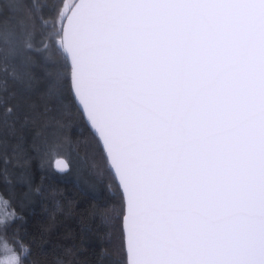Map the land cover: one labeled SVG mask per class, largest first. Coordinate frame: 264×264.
I'll return each mask as SVG.
<instances>
[{
    "label": "snow or ice",
    "instance_id": "1",
    "mask_svg": "<svg viewBox=\"0 0 264 264\" xmlns=\"http://www.w3.org/2000/svg\"><path fill=\"white\" fill-rule=\"evenodd\" d=\"M89 153L95 227L38 253L29 218L72 214L51 181ZM96 242L100 264H264V0H0V264Z\"/></svg>",
    "mask_w": 264,
    "mask_h": 264
},
{
    "label": "trees",
    "instance_id": "2",
    "mask_svg": "<svg viewBox=\"0 0 264 264\" xmlns=\"http://www.w3.org/2000/svg\"><path fill=\"white\" fill-rule=\"evenodd\" d=\"M87 139V133H84V138L80 140V143H74L70 149V154L74 159L79 158L83 160L85 158V152L82 149V144ZM102 166V162L92 160L91 153L88 154V166L85 167L79 174L75 173V170L65 177L53 176L51 183L58 189L62 190L64 195L71 201H73V209L71 215L61 214L58 224L55 230L50 233H43L41 226L47 222L46 215L38 208L36 215L29 218L28 232L30 238L34 239L33 248L39 253L41 250L51 251V249L57 244L69 243L63 239L64 234L71 231L77 236L81 235V228L86 225L95 227V224L87 219V208L93 202L92 193L89 191L87 182H93L97 180L95 169L93 164ZM115 225V221H113ZM92 235V234H90ZM43 236V239L41 237ZM119 237V232L114 231L113 228L105 230L104 239L110 240ZM92 239L95 241L96 237L92 235ZM111 250V249H110ZM100 245L98 242L92 245H86L85 251L81 253L80 259L85 264H100L102 257L99 256ZM115 259V254L112 256ZM52 257H49L51 260Z\"/></svg>",
    "mask_w": 264,
    "mask_h": 264
},
{
    "label": "rangeland",
    "instance_id": "3",
    "mask_svg": "<svg viewBox=\"0 0 264 264\" xmlns=\"http://www.w3.org/2000/svg\"><path fill=\"white\" fill-rule=\"evenodd\" d=\"M75 173H77V172L75 171L74 174H75ZM57 175H58V174H57ZM54 176H56V175H54ZM58 176H59V177H65L66 175H65V176L58 175Z\"/></svg>",
    "mask_w": 264,
    "mask_h": 264
}]
</instances>
